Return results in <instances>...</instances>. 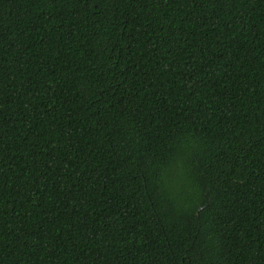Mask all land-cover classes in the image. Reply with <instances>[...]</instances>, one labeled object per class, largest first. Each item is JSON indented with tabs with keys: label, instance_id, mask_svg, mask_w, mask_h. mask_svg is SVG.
Masks as SVG:
<instances>
[{
	"label": "trees",
	"instance_id": "1",
	"mask_svg": "<svg viewBox=\"0 0 264 264\" xmlns=\"http://www.w3.org/2000/svg\"><path fill=\"white\" fill-rule=\"evenodd\" d=\"M0 264H264V0H0Z\"/></svg>",
	"mask_w": 264,
	"mask_h": 264
}]
</instances>
